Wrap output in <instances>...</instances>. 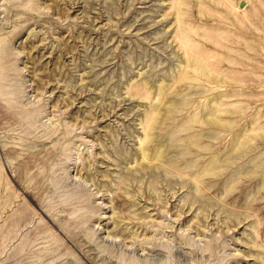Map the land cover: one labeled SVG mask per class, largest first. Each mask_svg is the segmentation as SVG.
<instances>
[{"label": "rangeland", "instance_id": "1", "mask_svg": "<svg viewBox=\"0 0 264 264\" xmlns=\"http://www.w3.org/2000/svg\"><path fill=\"white\" fill-rule=\"evenodd\" d=\"M0 201V264H264V0H0Z\"/></svg>", "mask_w": 264, "mask_h": 264}, {"label": "bare ground", "instance_id": "2", "mask_svg": "<svg viewBox=\"0 0 264 264\" xmlns=\"http://www.w3.org/2000/svg\"><path fill=\"white\" fill-rule=\"evenodd\" d=\"M166 92V91H165ZM162 93H163V89H162ZM165 99V97H164ZM163 100V99H162ZM175 104V103H174ZM162 107V106H160ZM157 111V110H156ZM161 111V109L159 110ZM171 114V113H170ZM154 116V115H153ZM158 116V115H157ZM155 116V117H157ZM156 119V118H155ZM158 119V118H157ZM202 120V119H201ZM215 120V119H214ZM153 121V120H152ZM157 122V120H155ZM154 121V123H155ZM171 122V121H170ZM205 122V121H204ZM153 124V122H151ZM203 123V122H202ZM150 124V123H149ZM154 125V124H153ZM151 127V126H150ZM154 127V126H153ZM152 128V127H151ZM150 128V129H151ZM153 130V129H152ZM187 132V131H186ZM173 137V136H172ZM176 137V136H175ZM195 136H187L186 141L189 142V146L192 147V145H200L201 140H194ZM154 138V137H153ZM202 143V142H201ZM183 145V144H182ZM174 146V144H173ZM172 146V148H173ZM188 146V145H186ZM175 148V147H174ZM182 148V147H181ZM189 147H187L188 149ZM193 148V147H192ZM183 149V148H182ZM192 149L190 148V150L187 151H181L182 155L181 157H174V158H170V159H162L161 162H163L166 165V168L169 172H175L177 174L182 173L183 176V169L184 167L182 166L183 163L188 164V162H190V155H191ZM193 156V155H192ZM215 164V165H214ZM213 165V166H212ZM190 166V165H189ZM195 166V165H194ZM211 166L212 169H215L217 167V162L216 160L209 162V164L207 165L206 169L207 170H211ZM192 168V167H191ZM189 168V169H191ZM187 169V168H186ZM190 171V170H189ZM185 172V170H184ZM206 172V171H205ZM187 175V174H186ZM205 175V174H204ZM203 175V176H204ZM184 183V182H183ZM197 198V197H196ZM0 219H1V201H0Z\"/></svg>", "mask_w": 264, "mask_h": 264}]
</instances>
